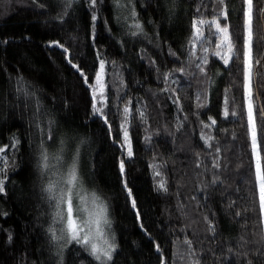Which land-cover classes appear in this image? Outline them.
Here are the masks:
<instances>
[{
    "label": "trees",
    "instance_id": "16d2710c",
    "mask_svg": "<svg viewBox=\"0 0 264 264\" xmlns=\"http://www.w3.org/2000/svg\"><path fill=\"white\" fill-rule=\"evenodd\" d=\"M254 3L264 9V0ZM242 7V0H121L119 7L115 0H98L95 8L89 0H0V169H6L0 172V264H97L81 245L67 242L63 221H53L55 201L48 197L58 198L67 187L74 160V205L79 193L89 199L95 194L107 207L111 226L105 231L116 244L109 264H161L160 256L165 264H192L186 238L200 264H264L257 251L264 247V225L248 130ZM222 10L229 18L221 17V24L240 52L225 66L212 55L214 43H205L207 53L197 43V56L208 59L200 73V61L189 56L193 21L211 20ZM135 23L142 32L132 35ZM203 31L208 36L207 25ZM253 31L252 104L264 163L259 12ZM69 59L93 85L100 59L105 61L104 102L97 100L103 115L94 114L92 88ZM125 105L132 110L131 157L121 147ZM202 135L212 138L210 146ZM14 140L19 143L13 148ZM42 150L49 155L46 169L40 167ZM161 179L166 192L157 188ZM50 183L51 194L44 190ZM50 227L62 238L54 241ZM243 252L247 258L237 254Z\"/></svg>",
    "mask_w": 264,
    "mask_h": 264
},
{
    "label": "snow or ice",
    "instance_id": "6c2138e0",
    "mask_svg": "<svg viewBox=\"0 0 264 264\" xmlns=\"http://www.w3.org/2000/svg\"><path fill=\"white\" fill-rule=\"evenodd\" d=\"M35 3L36 0H33ZM117 6H121V0H115ZM225 0H219V3L221 5H224ZM258 2V0H257ZM71 3V0H70ZM98 0H89V7L95 8L97 6ZM243 7L241 11L243 12V18H244V39H243V62H244V89H245V98L248 100V130L251 136V143H252V151L254 156L256 157V166H255V180L256 184L258 186V200H259V209L261 214V224L264 225V163H262L260 151L258 150V144H257V135H256V124H255V116L253 112V104H252V75H253V38H254V31H253V21L254 16L256 12L261 13L264 15V9H259L256 7V3H254V0H242ZM199 11V9H198ZM133 16H135V12L133 11ZM221 17L224 20H227L229 18L228 12L226 10H222L219 14V16H213L211 20H208L206 18H200L193 21L192 24V35L189 39V56L193 59V62L195 60H199V63H195V67L199 69L200 73H205L206 69L205 66L208 64L207 56H197L196 54V47L197 43L200 44V46L203 48V51L205 53L208 52V47H204L205 43L207 42L209 45L212 43L215 44L216 51L212 53V55H215L219 59H221L225 66L228 65L229 61L233 59L234 54L239 53L240 49L236 46V41L233 38V36L229 33L228 26L221 24ZM97 17L95 14L92 16V20L95 23ZM205 25H207L208 28V36H205V33L203 31ZM137 31L132 32V35H137L138 32H142V27L139 23H135L133 25ZM215 29L214 31L212 29ZM212 37H215V40L212 39ZM218 41V42H217ZM55 46L57 47H63V45L59 44V42H54ZM226 49V51H225ZM65 53L68 52L67 48L63 49ZM172 55H175V53H172ZM69 63L71 64L72 68L76 69L78 72H80L81 76L84 77V81L86 84L89 85L90 88H92L93 92V110L94 114L103 115L102 108L97 106V100L99 98L100 103L104 102V81H103V74H104V68H105V61L103 59H100L99 64V70L96 72V83L90 84L88 77L85 75L83 71L80 70V68L71 62L69 59ZM154 63V62H153ZM261 61L259 59L255 60V64L259 65ZM181 74H183L184 69L181 67L178 69ZM173 73H165L163 76V79L165 82H168L170 78L172 77ZM173 83H178V81L173 80ZM165 91H168V89H165ZM172 92L175 94V89H172ZM197 99H200L198 96ZM131 103V101H129ZM174 103H177L179 105V100L177 99L174 101ZM225 103L227 104V99L225 100ZM204 106V105H201ZM136 111L139 112V116L141 121L144 120V112L137 109ZM228 110L225 109V116H227ZM233 116L236 115L235 112L231 113ZM132 115V110L129 108L128 105H125L123 109V121L121 128L123 131V140L124 143L121 145L122 148H127L128 156H132V148H131V142L129 140L128 135V129H127V123L129 120V116ZM209 120L211 121L212 125L216 124V121L209 117ZM50 125L53 123L52 121L49 122ZM105 123H108L107 120H105ZM203 127L208 128L209 125L206 123H203ZM111 132V128L109 129ZM51 139V136L49 137ZM202 139L205 140V144L208 145V141L212 138L205 137L202 135ZM150 139V137L146 138ZM19 143L18 140H14L12 147H16V145ZM210 146V145H208ZM4 148H0V152H4ZM217 152L219 149L216 150ZM56 159L59 161V156L56 157ZM7 162H5L6 164ZM199 163L197 164V167H199ZM40 167L43 169H46L49 167V155L46 151L42 150L40 155ZM151 167L155 168V165H151ZM213 167L217 168L219 167L218 162L213 163ZM6 169H0V172H4ZM120 172L121 175L124 174V162L121 161L120 163ZM155 176H160L161 173L159 171L154 172ZM79 176L77 173V166L76 161H73L72 167L70 171L67 174V179L65 180V184L67 187L61 192L59 197L55 196L54 194L49 195V200L55 201V213L53 216V221L58 223L60 221H63L65 224V227L63 229L64 232H66L68 243L75 242L81 247L85 249L89 253V255L97 261V264H109V262L113 259V253L116 250V244L113 242L114 237L112 239H109V234L105 231V227L111 226V222L108 219L107 215V207L104 205L98 196L95 194L91 195V199L89 200L88 195H81L77 193V196L79 197L80 204L74 205L73 203V192L76 188V185L78 183ZM215 182V181H213ZM53 184H49L46 189H44L48 193H53ZM157 188L162 191H167V187L165 184V181L161 179L159 183L157 184ZM4 192V181L0 179V193ZM131 195V193H129ZM135 202L133 201V208H135ZM86 212L87 216L83 217L80 215L81 212ZM139 217V214H138ZM205 222L209 224V231L214 232L215 228L212 225V223L208 220V217H205ZM49 231L52 235V239L54 241H58L62 237H59L56 235V232L52 230V228H49ZM9 239H11V236H9ZM261 241L264 242V236L261 237ZM184 243L188 246V250L190 253V256L192 259V264H200V261L198 259H195V251L193 250L192 241L188 240L187 238L184 240ZM156 251H160V246L156 245ZM232 249H229V252H231ZM257 251L260 252L261 256H264V247L261 249H257ZM238 255H241L245 258H247L248 253H237ZM161 264H165V260L163 256L159 257ZM247 264H252L251 260L247 261Z\"/></svg>",
    "mask_w": 264,
    "mask_h": 264
},
{
    "label": "rangeland",
    "instance_id": "374dc122",
    "mask_svg": "<svg viewBox=\"0 0 264 264\" xmlns=\"http://www.w3.org/2000/svg\"><path fill=\"white\" fill-rule=\"evenodd\" d=\"M254 77V71H253V75H252V78ZM247 102H248V100H247ZM127 149V148H126ZM82 195V194H81ZM90 200V199H89ZM80 204V200H79V197L77 198V204L76 205H79ZM80 215L81 216H83V217H86L87 216V213L86 212H81L80 213Z\"/></svg>",
    "mask_w": 264,
    "mask_h": 264
}]
</instances>
